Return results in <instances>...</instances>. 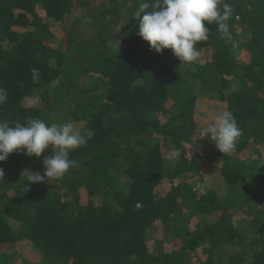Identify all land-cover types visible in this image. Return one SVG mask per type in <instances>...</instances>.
Returning <instances> with one entry per match:
<instances>
[{"label": "trees", "instance_id": "trees-1", "mask_svg": "<svg viewBox=\"0 0 264 264\" xmlns=\"http://www.w3.org/2000/svg\"><path fill=\"white\" fill-rule=\"evenodd\" d=\"M140 2L0 0V120L94 133L59 180L22 176L43 175L51 148L0 162V264L21 247L37 264H264V0H225L231 39L207 25L198 47L210 53L192 65L136 35ZM68 17L55 40L47 20ZM199 100L231 110L243 131L233 153L210 152L214 190L201 191Z\"/></svg>", "mask_w": 264, "mask_h": 264}, {"label": "clouds", "instance_id": "clouds-1", "mask_svg": "<svg viewBox=\"0 0 264 264\" xmlns=\"http://www.w3.org/2000/svg\"><path fill=\"white\" fill-rule=\"evenodd\" d=\"M232 6L225 0H141L133 17L136 35L148 42L158 54L165 49L181 61V65H192L201 58L199 44L209 40L210 29L215 25L221 39H231L230 18ZM33 80L39 77V69L32 68ZM6 88L0 87V105L7 100ZM12 125V126H10ZM210 134V135H209ZM243 131L231 110H222L214 121L202 128L200 138L207 137L223 155L233 153ZM94 133L85 134L72 122L47 124L40 118L30 117L26 122L0 120V162L9 155L23 152L28 157L40 158L51 148V154L44 156V173L25 169L22 176L30 183H42L47 178L59 180L73 167L75 161L69 153L84 146ZM175 156L176 152L173 151ZM4 169L0 168V177Z\"/></svg>", "mask_w": 264, "mask_h": 264}, {"label": "rangeland", "instance_id": "rangeland-1", "mask_svg": "<svg viewBox=\"0 0 264 264\" xmlns=\"http://www.w3.org/2000/svg\"><path fill=\"white\" fill-rule=\"evenodd\" d=\"M40 16H44L42 12H38ZM76 16L75 14L73 17ZM69 17L62 20L61 22H54L52 20H47V24L50 26V30L52 31L55 40H60L63 37V31H68L70 25L66 26V24H69L67 22L69 21ZM62 24V25H61ZM56 45L57 43H53ZM210 53V49L205 50L201 57H204ZM238 59L242 62H248V55L240 51L238 53ZM25 105H34V101L27 100L25 101ZM215 102H206L205 100H199L196 104V112H195V122L197 124V136L194 137L195 142L200 145V148H204L202 151L203 159L201 161L202 164H204V168L202 169L201 173H204V184L203 189L201 191L205 190H214L217 188V186L221 185L219 175H218V167L216 168L212 167L208 164L209 158H210V152H216L217 148L215 147L214 143L210 142V140L205 138H200V132L203 127H205L208 123H211L214 121L215 117L219 114L220 111H222L220 104H214ZM72 122V121H69ZM75 127L81 132V134H85L84 129V122H72ZM210 135V134H209ZM199 147L193 148L189 151L188 156L191 155L194 151H199ZM197 179V177H195ZM196 188L200 186V184L195 185ZM196 223V220L191 221V227ZM169 245H166V248L168 249ZM37 255H30V249L28 247H21V249L18 251L17 256L12 260L11 264H37L39 262Z\"/></svg>", "mask_w": 264, "mask_h": 264}]
</instances>
